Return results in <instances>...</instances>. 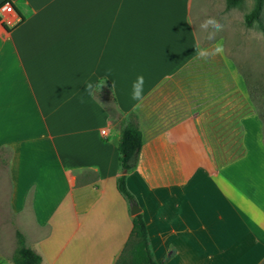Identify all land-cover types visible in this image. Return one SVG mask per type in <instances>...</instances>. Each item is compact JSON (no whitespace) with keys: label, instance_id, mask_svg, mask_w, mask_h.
Instances as JSON below:
<instances>
[{"label":"crops","instance_id":"1","mask_svg":"<svg viewBox=\"0 0 264 264\" xmlns=\"http://www.w3.org/2000/svg\"><path fill=\"white\" fill-rule=\"evenodd\" d=\"M10 1L0 148L12 150L10 208L39 264L116 263L134 216L117 183L119 118L131 111L143 143L126 182L157 262L264 264L263 121L216 102L230 92L213 86L232 75L224 38L183 26L179 0ZM101 80L89 95L86 83Z\"/></svg>","mask_w":264,"mask_h":264},{"label":"rangeland","instance_id":"2","mask_svg":"<svg viewBox=\"0 0 264 264\" xmlns=\"http://www.w3.org/2000/svg\"><path fill=\"white\" fill-rule=\"evenodd\" d=\"M252 5L253 0H244L232 8L226 7L225 0H192L188 14L184 8V0H179V22H182L183 26H198L201 40H206V37L209 40L224 38L225 53L231 60L232 75L229 79H223V76L221 79L216 78L213 86L215 93L224 87H229L230 92L225 97L216 99V102L231 103L233 113L236 107H242L243 104H246L248 109L254 107L257 118L260 122L263 121L261 130L264 136V29L257 23L250 27L245 24L244 14ZM262 18L264 23V9ZM213 60L218 76V72H223L224 68L220 57L215 56ZM106 97L109 108L116 118L117 111L109 96ZM251 135L253 134L250 132L248 141L254 151L258 145L252 140ZM258 135L261 138V132ZM263 146L264 143L262 148ZM11 155V149L4 146L0 148V264H16L14 256L18 247L17 232L20 231L24 235L27 244L23 229H29L27 221L23 222L25 228L24 226L22 228L19 219L10 208Z\"/></svg>","mask_w":264,"mask_h":264},{"label":"trees","instance_id":"3","mask_svg":"<svg viewBox=\"0 0 264 264\" xmlns=\"http://www.w3.org/2000/svg\"><path fill=\"white\" fill-rule=\"evenodd\" d=\"M244 0H225L226 7L232 8L241 4ZM264 0H253L251 9L244 14V22L250 27L257 23L264 29L262 11ZM7 30L12 27L3 23ZM121 132L119 138V160L121 173L117 178L118 189L129 202L135 200L134 195L127 187V174L133 171L137 165L139 153L143 143L142 131L139 127L138 116L131 111L119 118ZM18 247L14 256L16 264H39L42 256L25 242L24 235L18 231ZM115 264H159L155 259L151 248L149 234L142 212L132 218V229L129 238Z\"/></svg>","mask_w":264,"mask_h":264},{"label":"clouds","instance_id":"4","mask_svg":"<svg viewBox=\"0 0 264 264\" xmlns=\"http://www.w3.org/2000/svg\"><path fill=\"white\" fill-rule=\"evenodd\" d=\"M105 81H97L96 83L87 82L86 83V91L89 95H92L93 90H100L101 86L104 85ZM142 85H143V77H138L137 80L132 85V97L133 99L139 100L142 94Z\"/></svg>","mask_w":264,"mask_h":264},{"label":"built area","instance_id":"5","mask_svg":"<svg viewBox=\"0 0 264 264\" xmlns=\"http://www.w3.org/2000/svg\"><path fill=\"white\" fill-rule=\"evenodd\" d=\"M0 15L6 17L3 23L7 21L9 24L14 23L15 18H17V13L15 7L10 0H6L0 4Z\"/></svg>","mask_w":264,"mask_h":264},{"label":"water","instance_id":"6","mask_svg":"<svg viewBox=\"0 0 264 264\" xmlns=\"http://www.w3.org/2000/svg\"><path fill=\"white\" fill-rule=\"evenodd\" d=\"M141 212V207L139 206V204L137 203L136 200H134L132 203H131V213L133 215H136L138 213Z\"/></svg>","mask_w":264,"mask_h":264},{"label":"bare ground","instance_id":"7","mask_svg":"<svg viewBox=\"0 0 264 264\" xmlns=\"http://www.w3.org/2000/svg\"><path fill=\"white\" fill-rule=\"evenodd\" d=\"M189 27V26H188ZM132 30V29H131ZM176 45V44H175ZM160 52V51H159ZM127 53V52H126ZM164 53V52H163ZM169 53V52H168ZM166 54V53H165ZM157 57H158V55H157ZM137 58V57H136ZM160 59V58H159ZM125 61V60H124ZM156 61H157V59H156ZM159 61V60H158ZM123 62V61H122ZM162 64H163V62H162ZM172 67V66H171ZM69 69V68H68ZM166 69V68H165ZM98 71V70H97ZM64 73V72H63ZM134 77H136V76H134ZM53 82V81H52ZM48 84V83H47ZM121 84V83H120Z\"/></svg>","mask_w":264,"mask_h":264}]
</instances>
